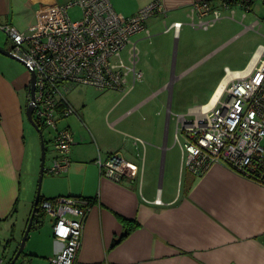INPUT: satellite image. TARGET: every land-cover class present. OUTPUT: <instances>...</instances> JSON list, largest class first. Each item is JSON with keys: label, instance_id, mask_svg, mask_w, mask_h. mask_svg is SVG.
Here are the masks:
<instances>
[{"label": "crops", "instance_id": "crops-1", "mask_svg": "<svg viewBox=\"0 0 264 264\" xmlns=\"http://www.w3.org/2000/svg\"><path fill=\"white\" fill-rule=\"evenodd\" d=\"M71 1L0 0V25L9 23L25 30L36 21L38 10ZM152 1L110 0L122 16H130ZM157 1L165 13L147 19L146 28L130 37L138 56L136 68L143 78L135 99L128 105L122 104L123 99L113 102L105 115L111 122L100 120L104 134L73 135L69 168L51 174L56 178H48L43 196H80L91 201L75 264H264V185L223 162L212 164L201 174L188 170L175 140L176 118L170 128L169 99L173 85L188 71L224 50L222 74L220 63L202 68L205 73L209 68V74L217 69L207 101L201 106L213 103L225 68L245 69L264 45V41H256L255 45L238 44L225 50L246 32L264 38V0H253L246 8L239 4L226 8L220 0H206L223 15L207 29L189 24L194 17L193 4L202 0ZM80 13L78 5L67 8L71 19L79 18ZM176 21L182 23L176 34L173 28L165 31ZM0 46L9 50L12 46L1 28ZM190 58L193 63L185 65ZM179 60L181 70L177 73ZM21 65L0 53V222L12 219L28 188L30 144L25 107L30 77ZM152 99H157L155 104L141 110L135 124L123 126L136 137L122 131L120 124L128 117L127 111ZM154 105L163 112L165 109V114L155 111ZM83 106H74L77 114L58 120L61 124L67 118V123L58 127L72 130L70 117L84 124ZM194 110H189V116ZM111 154L132 166L131 176L114 180L101 174L96 160ZM126 220L132 223L126 225ZM61 245L51 235L39 253L49 262Z\"/></svg>", "mask_w": 264, "mask_h": 264}, {"label": "built area", "instance_id": "built-area-1", "mask_svg": "<svg viewBox=\"0 0 264 264\" xmlns=\"http://www.w3.org/2000/svg\"><path fill=\"white\" fill-rule=\"evenodd\" d=\"M252 1L220 0V5L245 7ZM72 5L80 8L77 19L67 15ZM162 13L164 9L157 0L130 16L116 12L110 0H73L38 10L36 21L25 30L9 23L0 25L12 43L11 53L35 72L34 119L54 128V155L46 171L59 174L70 165L73 135L69 128L57 125L61 118L77 114L66 97L68 90L90 85L124 91L128 81H140L142 73L136 68L138 56L130 37L146 28L147 19ZM192 14L189 24L201 29L223 17L220 8L206 0L194 3ZM181 25L173 22L165 31L173 28L176 34ZM128 45L125 62L122 52ZM224 71L223 86L212 104L200 106L189 117H176L175 140L184 153L183 164L194 174H201L212 164L223 162L264 185V45L245 69ZM30 98L28 91L27 102ZM96 163L103 176L114 180L133 172L132 166L116 154L105 159L98 156ZM155 202L160 200L156 198ZM90 205L80 196L41 200L39 208L42 214L53 217L52 235L62 244L49 264H75ZM8 263L0 258V264Z\"/></svg>", "mask_w": 264, "mask_h": 264}, {"label": "rangeland", "instance_id": "rangeland-1", "mask_svg": "<svg viewBox=\"0 0 264 264\" xmlns=\"http://www.w3.org/2000/svg\"><path fill=\"white\" fill-rule=\"evenodd\" d=\"M71 13L73 14L72 16L76 17L74 14V10H71ZM261 34L264 35V32H261ZM181 39L182 38H180V40ZM256 41H264V38H262L255 32H246L236 38L232 43H230L225 50L236 47L238 44H244V46L252 44L255 45ZM129 46L130 45H128L127 48L122 52V56L125 62L128 61L127 51L129 49ZM224 52L226 51L223 50L220 53L213 55V57L206 59L201 65L196 66L195 68L188 71L186 75H184V77H182L173 85L172 92L169 97L170 103L172 105L170 113L171 129L174 123H176L174 118H176L177 115L181 114L189 117L190 109H197L199 106H201L204 102L207 101L208 94L206 93L211 87L210 81L214 77L213 74L215 75V73H217V69L214 68L209 74V68H207L206 73L202 71V68L209 64L210 67L213 68L214 66H217L220 63L221 73L224 64L221 63L220 58L222 57V54ZM193 61L194 60L190 58L185 62V65H191ZM169 63L171 64V59ZM21 66H23L25 71L27 70L29 78L30 73L28 69H26L24 65ZM230 67H235V65H230ZM180 70L181 65L179 60L176 72L179 73ZM142 79L134 84H132L131 80L128 81L124 91L116 89H100L90 85L72 86L66 94L68 101L71 102L75 107L79 108L84 105L81 109L85 108V111H83L82 114L83 122L85 125L78 119H76L77 122H74L71 117L69 118L70 126L72 129V135L76 133L80 134L82 132H86L87 134H89L88 132H91L93 137H96L98 136V133H103L104 131L101 130L100 120H104L106 123L111 122V118L109 117V120H107L105 116L108 108L113 104V102L121 99H123L124 101L122 104L128 105L130 101L135 99L139 88L142 86ZM156 100L157 99H152L148 101L143 107H140L139 109L134 110L129 115H127L128 117H126V119L120 124V129H122V131H125L126 129L123 126L135 124L136 118L140 114L141 110H144L148 107H152L153 104H155ZM167 102L168 97H166L165 103ZM154 107L156 110L154 108L153 110L165 114V109L163 112V110L160 109V106L156 108V106L154 105ZM129 108L130 107H128L127 109ZM25 123L28 128L27 141L30 144V160L27 170L28 188L26 192H23L25 194H23V196L20 198V203L18 206L19 209L16 211V213H14L12 219H10L9 221L3 220L2 222H0V258H3L5 262H8L11 257H13L15 250H17L19 243L22 239L23 233L27 226L30 211L32 209V204L37 189V182L40 174L41 138L38 131L28 121L27 118H25ZM65 123H67V118L64 119L61 124L59 123L58 125H65ZM43 127L44 128L42 129V135L43 139L46 141L47 148L45 154L44 167L48 168L51 164L52 156L54 155V150L52 147L53 145L51 146V139L54 135V128L49 125H43ZM125 132L129 135H132L133 137H136L134 134H131V132ZM139 139L146 141V139L142 136L139 137ZM48 178H56V175H51V173H49L48 171H44L40 188V194L42 195H46L45 190ZM38 219L39 223L34 222L33 226L28 232V237L25 242L24 249L21 252L19 258L16 260L17 264H49L47 259L44 256H41L39 252L41 249H43V244L45 242L47 243L49 241V238L51 239L52 225L54 219L48 214H42L38 217Z\"/></svg>", "mask_w": 264, "mask_h": 264}, {"label": "water", "instance_id": "water-1", "mask_svg": "<svg viewBox=\"0 0 264 264\" xmlns=\"http://www.w3.org/2000/svg\"><path fill=\"white\" fill-rule=\"evenodd\" d=\"M0 53L4 54V55H6V56H8L14 60H17L18 62L25 65L21 59H19L14 54H12L11 51L7 48L0 46ZM29 73H30V78H29V83H28V91L30 92L31 98H30V101H28L26 104L25 114H26L28 121L35 127V129L38 131L40 138H41V165H40V174H39V178H38V182H37L36 194H35V197L33 200L32 210H31L30 216L28 218L27 226L25 228V231L23 233V236H22V239L19 243V246H18L17 250L15 251L13 258L9 261L8 264H13L19 258L21 252L24 249L25 242H26L27 237H28V232L31 228L33 217H34V215L36 213V209L38 207L41 181H42V177L44 174V162H45V154H46L45 143H44V139H43V135H42V128L38 125V123L36 122V120L34 119V116H33L35 72L32 69H29Z\"/></svg>", "mask_w": 264, "mask_h": 264}, {"label": "trees", "instance_id": "trees-1", "mask_svg": "<svg viewBox=\"0 0 264 264\" xmlns=\"http://www.w3.org/2000/svg\"><path fill=\"white\" fill-rule=\"evenodd\" d=\"M251 3H249V4H247V5H245V8L247 7V6H249ZM36 120V122L38 123V125L43 129L44 127H43V124L42 123H40L39 122V120H37V119H35ZM44 143H45V150H47V148H46V141L44 140ZM44 171H46V168L44 167ZM44 198H51V197H44L42 194H40V196H39V203H38V207H37V209H36V213H35V215H34V217H33V221H32V225H31V227L33 226V224H34V222H38L39 223V219H38V217L40 216V215H42V212H41V210H40V208H39V204H40V202H41V200L42 199H44ZM87 199V198H86ZM88 201H89V203L91 204V201H90V199H87ZM32 210V209H31ZM30 213H31V211H30ZM30 216V215H29ZM28 222V221H27ZM125 223H126V225H129L130 223H132L130 220H126L125 221ZM16 251V250H15ZM13 257H11V259H12ZM10 259V260H11ZM9 260V261H10Z\"/></svg>", "mask_w": 264, "mask_h": 264}, {"label": "bare ground", "instance_id": "bare-ground-1", "mask_svg": "<svg viewBox=\"0 0 264 264\" xmlns=\"http://www.w3.org/2000/svg\"><path fill=\"white\" fill-rule=\"evenodd\" d=\"M223 85H220V87H219V90L218 91H220V89H221V87H222ZM204 108H206V107H204ZM54 154V153H53Z\"/></svg>", "mask_w": 264, "mask_h": 264}]
</instances>
